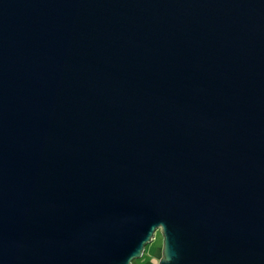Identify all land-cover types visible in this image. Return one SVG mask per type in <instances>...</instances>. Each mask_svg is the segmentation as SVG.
<instances>
[{"label": "water", "instance_id": "obj_1", "mask_svg": "<svg viewBox=\"0 0 264 264\" xmlns=\"http://www.w3.org/2000/svg\"><path fill=\"white\" fill-rule=\"evenodd\" d=\"M264 264V0H0V264Z\"/></svg>", "mask_w": 264, "mask_h": 264}, {"label": "rangeland", "instance_id": "obj_2", "mask_svg": "<svg viewBox=\"0 0 264 264\" xmlns=\"http://www.w3.org/2000/svg\"><path fill=\"white\" fill-rule=\"evenodd\" d=\"M162 241L163 237L161 231L157 229L140 258L135 259L132 264H159V260L162 254Z\"/></svg>", "mask_w": 264, "mask_h": 264}]
</instances>
